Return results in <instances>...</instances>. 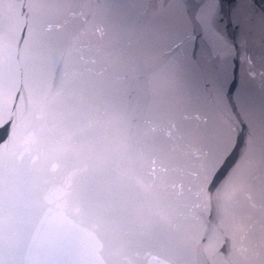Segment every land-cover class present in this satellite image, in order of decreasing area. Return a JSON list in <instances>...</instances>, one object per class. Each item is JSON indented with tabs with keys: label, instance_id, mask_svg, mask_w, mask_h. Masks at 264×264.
Listing matches in <instances>:
<instances>
[{
	"label": "water",
	"instance_id": "water-1",
	"mask_svg": "<svg viewBox=\"0 0 264 264\" xmlns=\"http://www.w3.org/2000/svg\"><path fill=\"white\" fill-rule=\"evenodd\" d=\"M9 115L5 264H264V0H0Z\"/></svg>",
	"mask_w": 264,
	"mask_h": 264
},
{
	"label": "snow or ice",
	"instance_id": "snow-or-ice-1",
	"mask_svg": "<svg viewBox=\"0 0 264 264\" xmlns=\"http://www.w3.org/2000/svg\"><path fill=\"white\" fill-rule=\"evenodd\" d=\"M11 120H12V117H11V115H9L6 119H4L3 121H0V128H2L4 126V124L9 123ZM11 142H12V139L10 138L8 143H11ZM70 195H71L70 193L67 194V196L69 198H70ZM45 199L48 203H52V197L51 196L46 197ZM69 208H70V202H66V205L63 208H61L60 213H59V216L61 219H66V213L68 212ZM53 218H54V216L52 213V209L49 208L47 210V213H46L44 219L48 220V219H53ZM0 264H5V261L3 259H0Z\"/></svg>",
	"mask_w": 264,
	"mask_h": 264
}]
</instances>
